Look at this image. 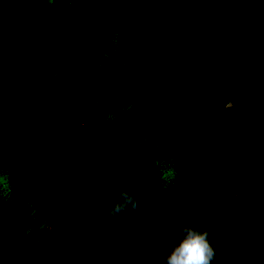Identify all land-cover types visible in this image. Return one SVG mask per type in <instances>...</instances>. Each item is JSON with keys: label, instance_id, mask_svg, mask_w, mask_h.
Returning a JSON list of instances; mask_svg holds the SVG:
<instances>
[{"label": "trees", "instance_id": "1", "mask_svg": "<svg viewBox=\"0 0 264 264\" xmlns=\"http://www.w3.org/2000/svg\"><path fill=\"white\" fill-rule=\"evenodd\" d=\"M187 225L264 264V0H0V264H166Z\"/></svg>", "mask_w": 264, "mask_h": 264}, {"label": "clouds", "instance_id": "2", "mask_svg": "<svg viewBox=\"0 0 264 264\" xmlns=\"http://www.w3.org/2000/svg\"><path fill=\"white\" fill-rule=\"evenodd\" d=\"M92 195H97L95 189ZM138 201L134 194L122 190L118 193L117 202L105 209V214L111 218L127 219L129 209L135 211ZM95 210L92 215H95ZM91 218V217H90ZM183 239L178 246H173L166 258V264H212L216 255V245L210 240L209 232L194 228L191 225L180 229Z\"/></svg>", "mask_w": 264, "mask_h": 264}]
</instances>
